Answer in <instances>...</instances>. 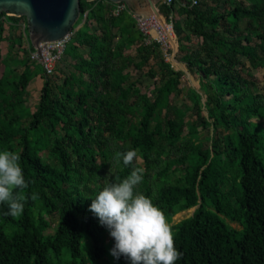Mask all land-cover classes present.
<instances>
[{
  "label": "trees",
  "instance_id": "trees-1",
  "mask_svg": "<svg viewBox=\"0 0 264 264\" xmlns=\"http://www.w3.org/2000/svg\"><path fill=\"white\" fill-rule=\"evenodd\" d=\"M112 10L106 0H79L73 31L80 27L52 76L30 60L26 19L0 13L7 45L3 57L0 51V148L20 153L29 181L20 190L22 215H5L7 204L0 205V264H130L113 257L114 238L90 205L133 167L144 169L137 190L170 222L194 208L173 224L182 253L176 264H264V128L252 121H264L252 75L264 69V0L158 6L178 37L179 62L204 90V103L188 91L191 107L171 105L183 95V72L165 61L129 9ZM20 23L25 38L4 35ZM145 67L157 80L150 94L130 80V70ZM37 77L43 84L31 111L27 88ZM208 128L203 137L199 129ZM129 148L140 159L118 164L114 154Z\"/></svg>",
  "mask_w": 264,
  "mask_h": 264
},
{
  "label": "clouds",
  "instance_id": "clouds-1",
  "mask_svg": "<svg viewBox=\"0 0 264 264\" xmlns=\"http://www.w3.org/2000/svg\"><path fill=\"white\" fill-rule=\"evenodd\" d=\"M114 160L130 166L140 159L135 148L117 151ZM18 151L0 148V205L7 204L5 215L19 216L25 209L20 190L28 187ZM144 169L133 167L123 179L105 184L92 199L90 211L105 226L117 260L124 256L130 264H176L182 253L175 245L174 227L153 198L137 190Z\"/></svg>",
  "mask_w": 264,
  "mask_h": 264
},
{
  "label": "water",
  "instance_id": "water-1",
  "mask_svg": "<svg viewBox=\"0 0 264 264\" xmlns=\"http://www.w3.org/2000/svg\"><path fill=\"white\" fill-rule=\"evenodd\" d=\"M106 1L112 4L124 3L141 21L151 15L158 16L160 20L162 17L158 6L163 0ZM0 13L10 17H24L29 40L34 49L38 50L41 44L59 41L73 31L79 19V0H0Z\"/></svg>",
  "mask_w": 264,
  "mask_h": 264
},
{
  "label": "rangeland",
  "instance_id": "rangeland-1",
  "mask_svg": "<svg viewBox=\"0 0 264 264\" xmlns=\"http://www.w3.org/2000/svg\"><path fill=\"white\" fill-rule=\"evenodd\" d=\"M177 7H178V4H176V8ZM173 17H174V19H177V20L179 19L178 16H176V15H174ZM24 28H25V25L23 23H20L17 27H14L11 30L7 29V27H6V31L4 32V35L8 36L12 39H19L21 36L23 38H25ZM171 38L172 39L169 40L170 43H169V47L167 49V52L163 53L164 59L168 64H170V66L174 70L183 72V75L181 77V85H180V88L183 91V95L181 97H178V98L171 97V105H176L177 107H183L184 105L191 107V103L187 97V93L190 89L195 90L197 93H199L202 96V103H204L205 102L204 90L201 89L199 86L198 77L190 74L187 71L185 65L181 64L178 60V37L176 36L174 31L171 34ZM23 43H24V46H26L25 39L23 40ZM192 43H193V45H196L198 43V40L192 39ZM6 46L7 45L5 42L0 43L1 57H3L6 53V49H7ZM60 69H62V67H61V65H58L56 67L55 72L58 73ZM2 71H3V66H2L1 61H0V76L2 74ZM252 75H253V79H255V82L257 85V89L253 93H259L264 97V69L252 70ZM130 80L138 83L140 90L143 93H147V94H150V91L153 90V88L155 87V85L157 83L156 79L148 76V67L143 68L142 71L130 70ZM41 85H42L41 80H38L37 82L35 80H33L30 82V84L27 88L28 95L26 97V106L29 107L31 109V111L34 110V106L38 102V98H39V94H40V90H41ZM193 113H194V111L191 112L188 115V117L191 119H195L193 116ZM203 115L206 117L205 111L203 112ZM252 121L255 123L261 124L262 127L264 128V121L256 119V118H253ZM199 130H200L199 131L200 134L203 137L211 135V133H210L211 129L210 128L205 129V130H202V129H199ZM193 212H194V208L177 214L175 217H173L171 224L172 225L177 224L180 221L191 217ZM227 223L235 229H240V226L236 223H229V222H227Z\"/></svg>",
  "mask_w": 264,
  "mask_h": 264
},
{
  "label": "built area",
  "instance_id": "built-area-1",
  "mask_svg": "<svg viewBox=\"0 0 264 264\" xmlns=\"http://www.w3.org/2000/svg\"><path fill=\"white\" fill-rule=\"evenodd\" d=\"M172 2L173 0H163V3L166 5H171ZM197 3L198 0L180 1L182 6L190 5L193 7L196 6ZM126 10H128V8L124 3L113 4L112 14L117 15L118 13ZM131 14L141 33L147 36L148 40L156 41L160 45L163 53L167 52L170 42L168 36L165 34L163 26L168 31L169 36H171L173 32L172 24L167 22L163 16L161 17V21H157L156 16L154 15L149 16L147 20L141 21L132 12ZM75 32L76 30L70 32L59 41L41 44L38 50L34 49V51L30 53V60L41 65L47 76L54 75L56 73V67L61 65L64 60L65 49L71 42Z\"/></svg>",
  "mask_w": 264,
  "mask_h": 264
},
{
  "label": "bare ground",
  "instance_id": "bare-ground-1",
  "mask_svg": "<svg viewBox=\"0 0 264 264\" xmlns=\"http://www.w3.org/2000/svg\"><path fill=\"white\" fill-rule=\"evenodd\" d=\"M156 20H157V21H161L160 18H159L158 16H156ZM163 28H164L165 34L168 36V39L171 40L172 38H171V36H169L168 31L165 29L164 26H163Z\"/></svg>",
  "mask_w": 264,
  "mask_h": 264
},
{
  "label": "crops",
  "instance_id": "crops-1",
  "mask_svg": "<svg viewBox=\"0 0 264 264\" xmlns=\"http://www.w3.org/2000/svg\"><path fill=\"white\" fill-rule=\"evenodd\" d=\"M181 1V0H180ZM182 72V71H181ZM36 82L38 81V80H41L42 81V79H40L39 77H37V78H35L34 79ZM42 84H43V81H42ZM41 87H42V85H41Z\"/></svg>",
  "mask_w": 264,
  "mask_h": 264
}]
</instances>
